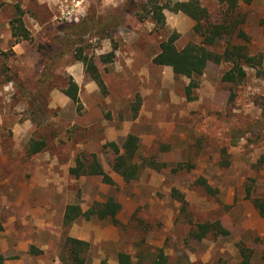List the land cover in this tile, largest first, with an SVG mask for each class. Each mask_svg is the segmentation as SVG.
<instances>
[{"label":"rangeland","instance_id":"obj_1","mask_svg":"<svg viewBox=\"0 0 264 264\" xmlns=\"http://www.w3.org/2000/svg\"><path fill=\"white\" fill-rule=\"evenodd\" d=\"M149 1L0 0L1 150L15 155L14 165L24 170L25 182L41 183L34 192L42 206L65 202L88 209L109 196L120 204L117 224L95 216L79 217L69 226L62 222L59 256L75 222L89 238L85 264H118L119 252L127 253L132 264H242L240 246L251 250L250 264H262L264 217L246 188L264 198V79L244 66L241 81L226 82L221 77L230 63L210 61L197 79L194 99L188 100L184 88L189 79L151 58L172 31L179 34L178 49L199 43L194 20L164 9L165 24L156 29L149 16L137 17L145 15L142 9ZM199 1L210 20L217 18L223 7L218 0ZM17 6L31 39L13 44L9 21ZM240 11L246 15L242 29L247 51L259 55L264 65V0L242 4ZM219 44L215 51H222L224 43ZM113 47V61L130 51L136 55L132 75H123L132 102L130 97L118 98V76L109 70L111 62L99 59ZM78 54L93 58L105 93L83 67L73 75L68 71L75 62L84 66ZM142 67L145 75L137 73ZM4 74L12 80L6 81ZM69 77L77 84L80 110L62 92ZM88 83L94 84L96 98L88 95ZM15 126L23 129L16 145ZM126 132L139 138V164L150 159L166 166H142L138 178L125 182L111 169L114 153L104 144L120 145ZM40 143L39 151H31ZM91 154L115 185L102 182L96 173L69 174L78 155L89 159ZM200 179L215 193L206 192ZM215 220L228 235L210 233L201 240L190 236L197 223ZM42 238L52 242L46 235Z\"/></svg>","mask_w":264,"mask_h":264},{"label":"trees","instance_id":"obj_2","mask_svg":"<svg viewBox=\"0 0 264 264\" xmlns=\"http://www.w3.org/2000/svg\"><path fill=\"white\" fill-rule=\"evenodd\" d=\"M218 1L223 7L214 20H210L208 10L201 5L199 0L176 1L172 4H169V2L159 4L157 0H150L149 5L144 6L142 9L145 15H143L144 13L137 15L140 20L149 16L152 22H154L156 29L162 28L165 24L162 14L164 9H168L172 12L181 11L194 20L193 30L200 37L199 43L190 42L178 49L175 45V41L179 34L176 31H172L165 39L159 42V51L152 59L154 64L169 66L174 74L182 75L189 79V82L184 88V93L188 100L194 99L195 96L193 93L198 87L197 79L203 74L207 63L210 61H227L230 63L231 66L229 70L221 77L223 81L233 83L241 81L246 75L244 66L253 68L256 75L264 79L262 58L259 55H250L248 53V38L242 29L246 15L240 11V6L242 4L249 5L253 0ZM23 13V10L17 6L16 14L9 21L13 44L19 43L22 40L31 39L30 32L24 24ZM221 42L224 43L222 51H215L214 48L220 45L219 43ZM114 47L111 51L99 56L101 62L110 63L113 61ZM76 59L83 62L84 70L89 74L90 78L96 82L100 91L105 93L106 89L103 79L93 58L78 54ZM47 61H51V59L49 58ZM0 69H3V66L1 68L0 65ZM5 70L8 69L5 68ZM5 80L11 81L12 78L6 76ZM62 92L76 105L77 110L81 109L78 87L71 77L68 78L67 86L62 89ZM137 108L138 104L135 105V110H137ZM42 146L43 143H40V146L31 148V151H39ZM104 147H110L112 149L114 155L110 167L114 172L119 174L125 182L138 178L142 166H148L156 170L166 166L165 163L150 159L139 164L136 160L139 138L134 134H128L120 145L115 142H108L104 144ZM68 171L69 174L74 177L96 173L101 175L102 182L115 185L112 177L103 171L96 154H91L89 159L85 155H78L74 161V166L70 167ZM198 183L203 186L206 192L215 193V190L210 187L205 180L200 179ZM251 194V188L247 186L246 196L251 199L258 214L264 217V198L254 197ZM120 207V204L112 196L107 197L104 202L92 203V205L84 211L78 204H68L64 210L63 225L69 226L79 217L88 219L91 216H95L101 220L108 219L113 224H117V214ZM210 233L226 236L229 234V231L224 228L218 220L206 221L197 223L195 228L191 230L190 236L197 240H201ZM87 247V242L67 236L60 253V259L65 264H85L84 253ZM31 249H33V246H31ZM239 252L242 264H250L251 250L247 247L240 246ZM4 260L5 258L0 255V264H4ZM117 261L118 264H132L130 256L125 252H119L117 254ZM261 261L262 264H264V245L261 250ZM101 264H105V262Z\"/></svg>","mask_w":264,"mask_h":264},{"label":"crops","instance_id":"obj_3","mask_svg":"<svg viewBox=\"0 0 264 264\" xmlns=\"http://www.w3.org/2000/svg\"><path fill=\"white\" fill-rule=\"evenodd\" d=\"M116 55L119 57V54ZM134 56L136 55L133 51L127 52L121 61L118 58L108 65L112 74L118 76L121 88L118 96L120 100L130 97L132 102V95L127 94L123 88V81H126L123 75L126 73L132 75ZM152 59L153 57L151 62ZM82 67L84 68L82 64L75 62L70 65L68 71L73 75L75 70L82 72ZM137 73L145 75L146 69L142 67ZM75 80L78 81V78ZM86 90L88 95L96 98L94 84L88 83ZM13 130L12 142L16 145L17 137L23 129L15 126ZM128 134L132 133L126 132L125 136ZM14 164L15 155L8 152L4 154L0 147V185H4L3 190H0V255L5 258L4 264H65L59 256L58 229L62 226L65 206L69 203L64 202L60 206L55 204L42 206L40 195L34 192L35 187H40L41 183L25 182L24 170L16 168ZM80 207L83 211L87 209L83 204ZM42 235H46L52 242L47 243ZM69 236L83 241L89 240L86 229L77 228L75 222L69 230Z\"/></svg>","mask_w":264,"mask_h":264},{"label":"built area","instance_id":"obj_4","mask_svg":"<svg viewBox=\"0 0 264 264\" xmlns=\"http://www.w3.org/2000/svg\"><path fill=\"white\" fill-rule=\"evenodd\" d=\"M68 14H71V10L70 11H67Z\"/></svg>","mask_w":264,"mask_h":264}]
</instances>
